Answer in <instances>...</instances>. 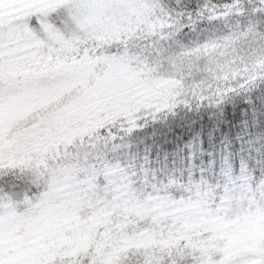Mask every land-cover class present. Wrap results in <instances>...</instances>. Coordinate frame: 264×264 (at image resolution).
I'll return each instance as SVG.
<instances>
[{
	"label": "snow or ice",
	"instance_id": "obj_1",
	"mask_svg": "<svg viewBox=\"0 0 264 264\" xmlns=\"http://www.w3.org/2000/svg\"><path fill=\"white\" fill-rule=\"evenodd\" d=\"M256 85L264 141V0H0V264H264L251 188L214 211L196 184L161 221L99 163L150 121L160 151L207 139L177 113Z\"/></svg>",
	"mask_w": 264,
	"mask_h": 264
},
{
	"label": "trees",
	"instance_id": "obj_2",
	"mask_svg": "<svg viewBox=\"0 0 264 264\" xmlns=\"http://www.w3.org/2000/svg\"><path fill=\"white\" fill-rule=\"evenodd\" d=\"M258 90L259 85L236 87L219 104L213 101L204 108L193 109L192 113H177L181 120L192 116L189 128L205 119L217 122L207 139L197 129L176 148L159 150L162 147L158 143L161 137L171 142V126L162 128L157 122L150 121L130 132L117 130V140L103 148L100 166L118 169L114 177L118 182H126L131 191L156 193L155 198L158 200H178L182 196L195 198L196 184H200L199 191L205 202L210 204L209 191L202 181H207L209 188L217 185L228 168L237 173L247 168L257 177L264 174V141L259 136H251L255 120L251 105L254 93ZM225 113L239 115V119L223 120L224 127H221L217 118L223 117ZM161 122L167 123V118H162ZM244 141H247L246 145L242 144ZM231 187L225 188L223 180H220L216 193L224 192L225 195L227 189L230 194ZM238 189L245 192L244 186ZM216 199L219 201L221 197Z\"/></svg>",
	"mask_w": 264,
	"mask_h": 264
},
{
	"label": "clouds",
	"instance_id": "obj_3",
	"mask_svg": "<svg viewBox=\"0 0 264 264\" xmlns=\"http://www.w3.org/2000/svg\"><path fill=\"white\" fill-rule=\"evenodd\" d=\"M226 173L228 174H223L219 178V180L217 181V185H211L210 188L208 182L204 181L206 190L209 191L210 204L208 206L214 211L221 210L222 207L226 204V202L222 199V197L224 196V192L222 194L216 193V187L219 186L220 180H223L225 188L229 185L232 186L231 188H229V192H231L233 196V200L231 202L233 209L239 207V197L236 189L240 186H244L246 191L251 188V190L255 192L256 200L264 199V188L261 187V185H264V174L257 177L254 175L253 171L247 168L241 169V171L238 173L233 169L228 168L226 170ZM236 181H239L240 183L236 184ZM131 194L133 204L139 202L140 204L145 205L150 209L149 215H155L161 221L165 220L166 216L164 215V212L166 211V209L161 204V202L155 198V196L157 195L156 193H145L144 191L133 190ZM216 197H221V199L217 201Z\"/></svg>",
	"mask_w": 264,
	"mask_h": 264
},
{
	"label": "rangeland",
	"instance_id": "obj_4",
	"mask_svg": "<svg viewBox=\"0 0 264 264\" xmlns=\"http://www.w3.org/2000/svg\"><path fill=\"white\" fill-rule=\"evenodd\" d=\"M119 183H121V184H125V185H127L126 184V182L124 183L123 181H120ZM130 190V189H129ZM131 191V190H130ZM132 192V191H131ZM236 192L238 193V197L240 196V194L241 193H243V192H241L239 189L237 190L236 189ZM245 192H247L246 190H245ZM230 195H232V193H230ZM160 202H161V204L165 207V209H166V211L164 212V215L165 216H168V215H171L172 214V209L169 207V203H170V201H173L172 199H167V200H159ZM207 204H208V202H207ZM209 205V204H208Z\"/></svg>",
	"mask_w": 264,
	"mask_h": 264
}]
</instances>
